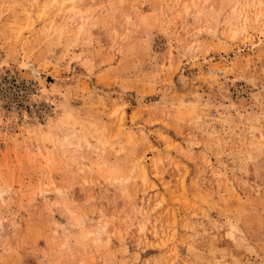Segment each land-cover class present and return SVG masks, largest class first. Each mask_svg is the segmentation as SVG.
<instances>
[{"label": "rangeland", "instance_id": "374dc122", "mask_svg": "<svg viewBox=\"0 0 264 264\" xmlns=\"http://www.w3.org/2000/svg\"><path fill=\"white\" fill-rule=\"evenodd\" d=\"M0 264H264V0H0Z\"/></svg>", "mask_w": 264, "mask_h": 264}, {"label": "clouds", "instance_id": "9594fccd", "mask_svg": "<svg viewBox=\"0 0 264 264\" xmlns=\"http://www.w3.org/2000/svg\"><path fill=\"white\" fill-rule=\"evenodd\" d=\"M89 239H90V242L96 246L106 243V241H104L102 237L100 239H97L94 235L89 237Z\"/></svg>", "mask_w": 264, "mask_h": 264}]
</instances>
